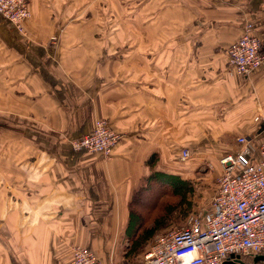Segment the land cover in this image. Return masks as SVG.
<instances>
[{"label":"crops","instance_id":"0c3cea01","mask_svg":"<svg viewBox=\"0 0 264 264\" xmlns=\"http://www.w3.org/2000/svg\"><path fill=\"white\" fill-rule=\"evenodd\" d=\"M156 1L185 16L156 18L146 42L134 25L147 65L123 66L122 47L95 35L91 0H28L24 34L0 16V264H65L74 244L101 264H136L141 253L125 257L128 201L151 153L155 169L192 180L202 161L219 168L237 151L238 136L264 139V62L241 75L226 54L247 22L264 53V0ZM99 118L120 134L108 156L71 148Z\"/></svg>","mask_w":264,"mask_h":264},{"label":"built area","instance_id":"2783aa9c","mask_svg":"<svg viewBox=\"0 0 264 264\" xmlns=\"http://www.w3.org/2000/svg\"><path fill=\"white\" fill-rule=\"evenodd\" d=\"M0 16L20 34L30 17L28 0H0ZM240 37L227 49L229 66L238 74L250 73L264 62L261 41L247 22ZM51 39H55L54 36ZM264 121L259 108L255 121ZM120 134L106 118L96 119L82 135L68 138L75 150L108 156ZM239 149L219 160L221 175L208 207L191 214L184 226L155 234L139 264H223L235 257L264 255V139L253 145L248 136L236 138ZM183 151L181 161L188 158ZM179 159V160H180ZM233 255V257H230ZM65 264H101L88 247L74 244Z\"/></svg>","mask_w":264,"mask_h":264},{"label":"rangeland","instance_id":"374dc122","mask_svg":"<svg viewBox=\"0 0 264 264\" xmlns=\"http://www.w3.org/2000/svg\"><path fill=\"white\" fill-rule=\"evenodd\" d=\"M150 3H153V1H150ZM91 5L92 8L90 10L88 9L89 11L84 10L83 13L84 14L87 13L86 16L89 15L90 19H92V24L96 29L94 33L97 37L103 36L104 38V35L106 37L108 35L109 37L105 39L109 40V44L112 47V50L115 49L118 50L120 46L122 47L121 50L124 52L122 53V57L124 60L120 58L121 60L120 63L124 61L123 66L147 65L150 64L152 60L151 52H149V48H150L149 45L146 46L142 52V56H143L142 60L144 61V63H142L140 57L136 56L134 37H137V33L136 31H134L135 30L134 25L136 26L140 25V30H138V28L136 30L138 32H141L142 38L144 39V42H146V38L148 40L151 31L155 30L154 20L156 18H157L156 24L157 25L161 24L160 26L163 27L164 24L168 23V21L170 20V19L164 20L165 17L166 18L167 16L172 17L174 22L180 23L181 16L182 17L185 16V15H181L180 13L179 10L180 5L175 3L158 4L157 2L156 4H148L147 0H139V1L135 0L133 4L132 0H91ZM150 18H152L151 20H153V29L152 28L150 29V25H149ZM119 32L120 34L123 33V36L126 37V40L123 39L120 45L117 46ZM137 43L138 41H136V44ZM226 54H227V50H226ZM136 59L139 60L140 62H137ZM164 63H167V61H165ZM248 137L250 139H254L252 135L251 137L250 136ZM235 141L236 139L232 140V145L237 144L235 143ZM237 146L239 147L238 144L236 145V147ZM183 151L179 152L178 158L179 157L181 158ZM186 151L189 152L188 149ZM220 158H218V160ZM218 163L220 164L219 168H216L215 163L211 161H202L201 163H199L198 168H196L194 172L195 175L194 179H192L195 189V195L193 196L194 205L192 204L193 206H191L192 210H190V213L186 215H183L182 212L179 215V217L181 216V220H179L178 222H175L176 220H171L172 217H170L173 214H176V212L170 214L169 215L170 221L168 223L167 222L165 223L171 226L169 227L166 226L167 228L162 229V231L155 234L167 232V230H170L171 228L174 227L184 226L186 224L185 222L189 219L191 214L197 213L200 208L204 209V207L209 206V202L216 192L215 187H216L217 178L221 175L220 173L222 172V166L220 160ZM160 197L161 198L158 199L160 203L159 207H157L155 211L156 214H161L166 204L170 205L172 203H177L176 198L171 197L169 195L166 196L162 195ZM143 202L144 204L148 203L146 201V198ZM174 218H177V216H174ZM144 251L140 252L141 255ZM141 255H139L140 258ZM128 258H137V256L129 255ZM139 263H140L139 261L136 262V264ZM258 264H264V261L262 260L258 262Z\"/></svg>","mask_w":264,"mask_h":264},{"label":"trees","instance_id":"16d2710c","mask_svg":"<svg viewBox=\"0 0 264 264\" xmlns=\"http://www.w3.org/2000/svg\"><path fill=\"white\" fill-rule=\"evenodd\" d=\"M156 153H151L146 160L149 176L139 185L128 204V221L125 227V257L138 255L148 247V243L155 233L162 231L171 220H181L179 215L189 214L194 205L195 189L193 181L182 179L180 176L155 169L158 162ZM181 178V179H180ZM162 195L176 198L177 203L166 204L161 214L155 211L159 207L158 199ZM146 198L147 204H144ZM163 202V201H162ZM193 204V205H192ZM177 216V218H174ZM179 217V218H178ZM184 217V216H182ZM167 222V223H165Z\"/></svg>","mask_w":264,"mask_h":264},{"label":"water","instance_id":"95a60500","mask_svg":"<svg viewBox=\"0 0 264 264\" xmlns=\"http://www.w3.org/2000/svg\"><path fill=\"white\" fill-rule=\"evenodd\" d=\"M230 257H233V255H231ZM253 258V262L254 263H258L260 261H264V255H254L252 256ZM223 264H245L242 259L238 258V256L235 257L234 261H230V260H227L225 261Z\"/></svg>","mask_w":264,"mask_h":264},{"label":"flooded vegetation","instance_id":"af4514ba","mask_svg":"<svg viewBox=\"0 0 264 264\" xmlns=\"http://www.w3.org/2000/svg\"><path fill=\"white\" fill-rule=\"evenodd\" d=\"M253 257L248 255V256H245V257H242V261L245 263V264H252L253 262Z\"/></svg>","mask_w":264,"mask_h":264}]
</instances>
